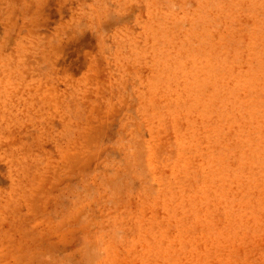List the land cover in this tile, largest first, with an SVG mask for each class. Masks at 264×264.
I'll list each match as a JSON object with an SVG mask.
<instances>
[{"label":"rangeland","instance_id":"obj_1","mask_svg":"<svg viewBox=\"0 0 264 264\" xmlns=\"http://www.w3.org/2000/svg\"><path fill=\"white\" fill-rule=\"evenodd\" d=\"M0 264H264V0H0Z\"/></svg>","mask_w":264,"mask_h":264}]
</instances>
